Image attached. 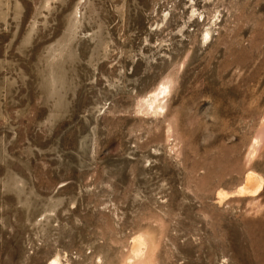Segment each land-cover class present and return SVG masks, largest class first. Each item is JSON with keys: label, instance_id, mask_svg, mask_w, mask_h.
Returning a JSON list of instances; mask_svg holds the SVG:
<instances>
[{"label": "rangeland", "instance_id": "rangeland-1", "mask_svg": "<svg viewBox=\"0 0 264 264\" xmlns=\"http://www.w3.org/2000/svg\"><path fill=\"white\" fill-rule=\"evenodd\" d=\"M261 133L264 0H0V264H264Z\"/></svg>", "mask_w": 264, "mask_h": 264}, {"label": "bare ground", "instance_id": "bare-ground-1", "mask_svg": "<svg viewBox=\"0 0 264 264\" xmlns=\"http://www.w3.org/2000/svg\"><path fill=\"white\" fill-rule=\"evenodd\" d=\"M208 36H210V35H208ZM160 89V88H159ZM167 90H168V87H166V86H161V89L159 90V91H156V92H154L151 96H150V100L148 101V102H150V101H152L151 102V106H154L155 104L157 105V103L159 102V100H160V96L161 95H164L165 93H167ZM159 108H160V106H158ZM261 136H264V134L263 133H261ZM259 141H256L255 143H254V145H253V147H252V153L253 154H256V152H257V149H258V147H259ZM258 175L257 174H255V173H252V172H250L248 175H247V181L248 182H250V183H252V184H255L257 181H258ZM252 186V185H251ZM251 186L249 185L247 188H245V189H242V190H240V194L241 195H245V194H252V193H254L253 191H252V188H251ZM258 189H259V187H258ZM221 198L222 197H227V194H220L219 195ZM229 196V195H228ZM147 239H145L144 237H142V236H139V237H137L136 239H134V245H135V250H136V254L139 256V258H141L142 259V261H141V263H139V264H146V262H147V259H146V254H147V252H148V249H149V247H148V243H147V241H146ZM134 253V252H133ZM138 256L136 257V258H138ZM138 263V262H137Z\"/></svg>", "mask_w": 264, "mask_h": 264}]
</instances>
